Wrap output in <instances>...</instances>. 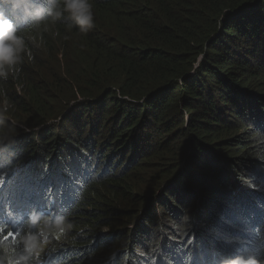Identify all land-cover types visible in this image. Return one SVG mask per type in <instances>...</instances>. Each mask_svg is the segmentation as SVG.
<instances>
[{"label": "trees", "instance_id": "16d2710c", "mask_svg": "<svg viewBox=\"0 0 264 264\" xmlns=\"http://www.w3.org/2000/svg\"><path fill=\"white\" fill-rule=\"evenodd\" d=\"M91 2L87 34L23 32L0 204L69 214L48 264L264 257V0Z\"/></svg>", "mask_w": 264, "mask_h": 264}, {"label": "clouds", "instance_id": "9594fccd", "mask_svg": "<svg viewBox=\"0 0 264 264\" xmlns=\"http://www.w3.org/2000/svg\"><path fill=\"white\" fill-rule=\"evenodd\" d=\"M65 20L69 29L77 28L80 33L87 34L95 26L91 0H0V84L19 75L28 51L23 34L25 29L47 32L51 26ZM29 59L32 57L29 56ZM12 107L6 90L0 87V167L11 166L16 156L15 150L7 147L18 134L16 122L9 116ZM6 171L0 172V179ZM67 198L73 200L72 194L67 193L60 202ZM13 219L15 227L22 221L23 224L16 231L12 244L0 241V264H48L44 262L47 254L43 260L40 259L41 254L53 245L54 240L66 238L74 229V223L66 212L49 213L32 208L23 214L21 210L15 212L9 206L0 204V228H6L1 224H11ZM9 235H12L11 231ZM190 253L189 264H206L204 255L198 254L196 249ZM115 256L108 252L96 264H113ZM208 256L210 264H264V257L251 251L218 258L216 252L210 249ZM154 257V264H171L167 263L162 253L158 252ZM185 264H188L187 260Z\"/></svg>", "mask_w": 264, "mask_h": 264}, {"label": "rangeland", "instance_id": "374dc122", "mask_svg": "<svg viewBox=\"0 0 264 264\" xmlns=\"http://www.w3.org/2000/svg\"><path fill=\"white\" fill-rule=\"evenodd\" d=\"M101 152H102V151H100V153H101ZM99 155H101V154H99ZM101 156L104 157V156H105L104 153H103ZM20 184H21V183H20ZM105 229H106V230H105ZM102 230H103V231H107V228H102ZM47 253H48V251H47V249H46L45 252L41 254L40 259L43 260V259H44V255H46ZM107 254H108V253H106L103 257H105ZM100 258H102V257H100Z\"/></svg>", "mask_w": 264, "mask_h": 264}, {"label": "snow or ice", "instance_id": "6c2138e0", "mask_svg": "<svg viewBox=\"0 0 264 264\" xmlns=\"http://www.w3.org/2000/svg\"><path fill=\"white\" fill-rule=\"evenodd\" d=\"M0 231H3V229H2V228H0Z\"/></svg>", "mask_w": 264, "mask_h": 264}]
</instances>
